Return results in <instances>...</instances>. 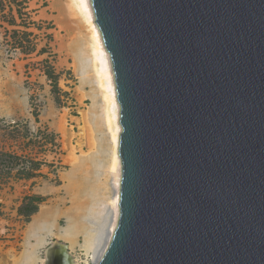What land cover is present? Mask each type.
<instances>
[{
  "label": "water",
  "instance_id": "95a60500",
  "mask_svg": "<svg viewBox=\"0 0 264 264\" xmlns=\"http://www.w3.org/2000/svg\"><path fill=\"white\" fill-rule=\"evenodd\" d=\"M91 1L122 127L98 264H264V0Z\"/></svg>",
  "mask_w": 264,
  "mask_h": 264
},
{
  "label": "rangeland",
  "instance_id": "374dc122",
  "mask_svg": "<svg viewBox=\"0 0 264 264\" xmlns=\"http://www.w3.org/2000/svg\"><path fill=\"white\" fill-rule=\"evenodd\" d=\"M70 14L0 0V264H98L117 227L105 105Z\"/></svg>",
  "mask_w": 264,
  "mask_h": 264
},
{
  "label": "bare ground",
  "instance_id": "6f19581e",
  "mask_svg": "<svg viewBox=\"0 0 264 264\" xmlns=\"http://www.w3.org/2000/svg\"><path fill=\"white\" fill-rule=\"evenodd\" d=\"M68 9L70 15L76 17L80 25L85 30V42L87 51L92 59L93 71L96 79L98 80L104 105H105V121L107 128L110 132V162L109 171L117 178L118 193L113 199L112 204L116 209L117 223L120 216V185H121V159L119 157V141L122 127L120 121V109L117 101L116 84L113 74L112 59L110 53L107 51L101 32L95 22V12L91 0H68ZM84 42V43H85ZM115 226V227H116ZM117 228V227H116ZM55 249H60L66 252L67 249L63 245H54ZM69 253V252H68ZM49 256V252H47ZM71 255V254H70ZM64 260H66L64 258ZM69 261V260H68ZM67 262V261H66ZM77 263V262H76ZM71 264H75L73 261Z\"/></svg>",
  "mask_w": 264,
  "mask_h": 264
},
{
  "label": "trees",
  "instance_id": "16d2710c",
  "mask_svg": "<svg viewBox=\"0 0 264 264\" xmlns=\"http://www.w3.org/2000/svg\"><path fill=\"white\" fill-rule=\"evenodd\" d=\"M38 211V206L32 202L26 203L22 208V214L26 217H30Z\"/></svg>",
  "mask_w": 264,
  "mask_h": 264
}]
</instances>
